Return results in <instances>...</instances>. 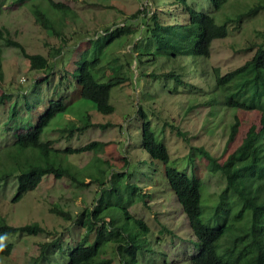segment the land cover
Wrapping results in <instances>:
<instances>
[{
  "label": "trees",
  "instance_id": "16d2710c",
  "mask_svg": "<svg viewBox=\"0 0 264 264\" xmlns=\"http://www.w3.org/2000/svg\"><path fill=\"white\" fill-rule=\"evenodd\" d=\"M205 1L208 6L203 8L188 0H163L164 14L156 10L143 18L137 32L129 28V23L107 28L95 39H88L90 44L81 62L68 70L67 75L78 86L80 98L94 104L102 114L114 110L109 103L111 89L129 82L135 89L139 88L140 93L146 88L148 99L160 105L157 118L183 141L189 143V134L192 139L198 133L213 140L225 135V145L219 156L203 144H189V151L199 154L209 172L219 174L223 179L217 200L212 205H204L202 180L195 174L194 165L189 166L190 170L174 166L166 145L157 137L147 114L137 103L138 145L156 171L160 164L163 166V181L157 183L170 189L192 234L190 238L183 237L188 242L189 251L185 249L182 260L176 264H264V29L257 31L256 39L242 49L249 54L242 64L225 72L219 67L207 68L212 45L227 37L228 24L264 10V4L256 3L219 21L215 12L228 0ZM12 3V6H26L35 22L58 38L63 23L57 14L74 15L69 6L54 0H12ZM135 34L137 36L132 38L133 46L128 52L129 60L125 62L127 71H124L117 58L108 57L109 49ZM0 41L5 47L17 49L27 60L30 71L42 74L34 81L36 88L41 82L46 84L56 63H49L42 54L26 52L20 42L11 38L8 29L0 28ZM63 49V45L52 48L54 60L63 55ZM133 63L135 68L131 69ZM144 66L151 68L147 77L144 76L146 71L142 70ZM133 71L136 74L134 80ZM143 77L148 78L145 83ZM3 78L0 46V82ZM26 94L24 92L22 98L12 102L5 101L10 98L11 91H4L0 95V107L9 102V113L11 110V118H15L18 112L31 108ZM202 109L206 114L196 126L197 115ZM65 111V102L48 99L33 126L12 134L8 122L4 123L3 129L9 130L11 140L4 145L13 147L8 153L13 157L14 169L1 172L0 180L16 177L12 201L16 202L34 190L44 176L67 179L75 186H87L93 182L98 187L97 196L90 208L82 211L79 222L77 220L84 235L73 243L63 264H112V258L104 256L109 243L114 245L119 264H161L148 244L151 228L142 217L130 211L137 203L152 209V195L142 192L139 181L133 180L125 170L126 161L116 169L108 161L110 174L97 166L96 172L89 177L76 166L64 164L63 156L96 152L106 143L91 141L76 148L59 149L54 147L55 140H41V134L51 120ZM85 118L83 122L69 120L59 128V133L65 134L61 139H69L95 126L88 116ZM184 124L189 126L188 130ZM98 160H95L96 164ZM86 179H90L89 182H85ZM49 211L64 220H72L69 212L57 205ZM164 232L171 235L170 238H181L174 229L162 225L159 233ZM18 233L31 236L52 232L37 222L12 226L0 216V237ZM90 235H93L91 240ZM156 239L157 243L160 242V236ZM56 243V239L40 243V252L33 264L47 259L45 250ZM13 248L11 242L0 244V256L9 255ZM157 253L169 261L165 252ZM46 264L60 263L46 260Z\"/></svg>",
  "mask_w": 264,
  "mask_h": 264
},
{
  "label": "rangeland",
  "instance_id": "374dc122",
  "mask_svg": "<svg viewBox=\"0 0 264 264\" xmlns=\"http://www.w3.org/2000/svg\"><path fill=\"white\" fill-rule=\"evenodd\" d=\"M54 1L69 6L74 14H57L63 23L60 27L62 34L59 38L53 36L52 31L41 28L26 6H12V0H0V28L8 29L11 38L20 42L26 52L42 54L47 57L49 63H56L48 75L46 84L41 82V84H37L36 88L34 81L41 78L42 74L30 71L27 60L22 57L19 51L13 47H5L0 41L4 75L0 82V95L4 91H11L10 98L5 101L13 102L17 98H22L23 93L26 92L28 104L31 106L28 111L18 112L15 118H11V110L9 113V102H5L0 107V173L14 169L13 157L8 153L13 150V147L4 145L6 142L7 144L11 143L9 130L3 129L4 123L8 122V129L12 134H15L35 124L38 117L42 115L48 99L62 100L66 104L65 113L59 114L51 120L43 130L41 140H55L54 147L59 149L67 146L76 148L91 141L106 143L96 152L63 156L64 164L76 166L82 174L89 177H92L96 172L97 166L102 172L110 174L111 169H108L106 162L112 163L113 168L116 169L125 160V170L131 174L133 180L139 181L138 184L141 186L142 192H149L152 195V209H146L141 203H137L136 207L131 208L130 211L142 217L151 228L148 244L153 254L160 260L159 262L161 264H176L182 260V253L185 249L189 251L188 242H185L183 237L190 238L192 234L181 210L173 200L170 189L163 183L160 185L157 183L159 180L163 181V166L160 164L156 171V167L146 161L145 155L138 145L140 121L137 115V103L147 114L157 137L163 140L166 145L174 166L190 170L189 166L194 165L195 174L202 180L201 199L204 205H212L217 200L223 186V179L219 174L209 172L206 162L200 159L199 154L196 151H189V144L195 146L203 144L215 156H219L225 145L223 139L225 135L220 139L213 140L196 133L194 139L191 134L188 135L189 143L183 141L175 132L163 126V120L157 118L160 115V105L148 99L146 88L144 87L140 93L139 88L135 89L129 82L111 89L109 103L114 110L110 114H102L95 109L94 104L80 98L78 86L71 82V77L67 75L68 70L71 71L81 62L84 52L90 44L89 38L95 39L107 28L111 29L113 26L116 28L128 23L129 28L137 32L142 26L143 18L150 16L156 10L164 14L163 0ZM188 1L195 6L203 8L208 6L205 0ZM256 3L264 4V0H228L221 9L215 12V16L217 20L222 21L225 16H234ZM263 29L264 10L258 11L251 17H243L239 22L229 23L227 37L215 41L212 45L207 68L219 67L221 72H225L242 64L249 55L242 49L256 39L257 31ZM135 36L137 35L130 36L124 42L114 44L109 49L108 57L117 58V62L122 64L124 71H127L125 62L129 60L128 52L133 46L134 40H131ZM57 45H63L64 53L54 60L51 53L52 48ZM133 66L134 63L131 69ZM142 70L146 71L144 76L147 77L146 74L151 71V68L144 66ZM133 72L132 80L136 76L135 71ZM145 77L142 78L144 83L148 79ZM205 114V110L202 109L197 115L196 126L200 124V119ZM86 116L95 126L87 128L82 133H76L69 139H61L65 134L61 135L58 131L59 128L65 126L69 120L83 122ZM99 124L108 125L102 127ZM184 126L188 130L189 126L185 124ZM97 159L99 160L96 164L95 160ZM97 174L100 175V173ZM89 180L86 179L85 182H89ZM16 186L15 176L0 180V216L4 222L12 226L37 222L52 233L31 236L18 233L9 237L1 236L0 244L11 242L14 248L9 255L0 256V264H33V259L40 252L39 244L50 242L53 239H56L57 243L47 247L45 250L47 259H42L39 263L46 264V260L48 263L54 261H58L60 264L65 263L68 253L73 248V243L84 235V229L78 225L79 218L82 211L85 208H90L94 202L98 187L93 182L87 186H75L67 179L44 176L34 190L13 202ZM146 201L149 203L148 199ZM55 205L68 211L72 220H64L52 214L49 209ZM162 225L174 229L177 236L181 238H170L171 235L165 232L160 234L159 230ZM157 236H160L158 243ZM92 238L93 235H90L89 239ZM157 251L165 252L169 261L163 260ZM104 256L112 258V264H119L114 254L113 244L107 245Z\"/></svg>",
  "mask_w": 264,
  "mask_h": 264
}]
</instances>
